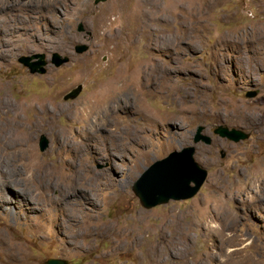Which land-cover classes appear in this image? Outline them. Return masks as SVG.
Returning <instances> with one entry per match:
<instances>
[{
    "label": "rangeland",
    "instance_id": "374dc122",
    "mask_svg": "<svg viewBox=\"0 0 264 264\" xmlns=\"http://www.w3.org/2000/svg\"><path fill=\"white\" fill-rule=\"evenodd\" d=\"M13 1H8L5 7L9 8L8 14H4L14 15L10 19L21 24L13 28L11 22L9 31L12 32L8 34L13 33L14 37L7 39L8 56L0 59V93H9L12 100L30 103L31 98L37 97L47 100L51 109L58 104L73 107L99 89L97 82L113 76L117 68L135 70L151 56L176 69L171 80L184 88L180 94L185 95L186 91L196 100V113H192L187 111L191 106L188 102L180 105L177 100L150 96L147 105L153 110L151 114L157 123L139 119L135 123L144 130L142 134L148 142H164V139L159 140L161 136L153 138L147 134L154 130L153 133L160 132L164 138L172 137L175 144L148 162L145 148L135 143L125 147L120 141L121 148L112 151L114 157L90 151L87 161L93 170L102 174L101 181L96 178L93 186L80 187L75 194L64 197L65 200L61 198V202L49 203L23 174L13 178L11 173H3V176L1 172L0 179L4 182H0V233L29 249L28 264H45L50 258L65 259L68 264H153L148 251L152 254L150 245L165 226H168V235L177 238L181 236L178 230L183 231L191 242L189 248L173 249L171 264H233L227 257L228 252L234 264H264V197L251 187L258 184L257 179L264 174V0H218L199 18H178L184 11L176 8L169 19L161 22L141 15L143 8L138 6V0L98 3L97 0H77L72 5L59 7L60 22L55 26L41 17L47 7L43 8L45 4L39 0L16 1L30 4L28 8L11 6L16 3ZM156 1L164 5L170 2ZM4 18L7 23L11 21ZM180 18L184 19V25H189L187 32L179 31ZM158 25L162 26L164 34L182 36L176 40L177 47L167 50L164 42L157 48L148 47L149 38L155 37ZM64 33L74 35L75 40L66 43ZM224 34L232 42L222 44ZM80 45H88V49L78 52ZM55 54L68 57V61L56 66ZM23 56L30 57L33 63L44 56L46 72L32 73L20 61ZM84 58L92 68L89 74L80 72ZM250 66L253 67L247 72L245 68ZM80 84L83 85L81 94L66 100L64 96ZM254 91V97L248 96ZM238 106L249 115L256 114L263 122L253 117L244 120L235 114L234 117L218 114L219 110L227 113ZM180 109L186 111L184 117L180 116L177 128L170 117ZM35 112L29 108L20 113L30 120ZM124 112L122 109L118 117L126 120L122 127L129 128V116ZM55 121L59 129L70 132L72 141L79 140V124L72 111L59 115ZM221 125L248 132L250 137L235 142L215 132ZM201 126L202 134L210 137V143L195 142ZM104 133L100 132L99 136ZM35 136L39 159L54 161L58 157L53 154L54 136L48 129L37 130ZM42 136L48 140L45 150L40 148ZM191 146L196 149V162L208 170V178L200 191L193 198L170 200L151 209L144 207L133 190L141 175L171 152ZM65 157L73 159L70 153ZM22 164L18 163L17 167L25 172ZM140 164L144 167L134 178ZM14 180L19 181L17 185ZM223 182L227 185L226 193L220 190ZM18 188L31 191L33 200H22L19 194L16 203H9L13 198L11 191ZM85 190L92 194V200L86 197ZM54 193L59 194L58 190ZM220 201L225 209L219 208ZM234 217V225L228 228ZM209 226L217 232H207ZM71 236H77V241ZM229 237L231 243L226 240Z\"/></svg>",
    "mask_w": 264,
    "mask_h": 264
},
{
    "label": "bare ground",
    "instance_id": "6f19581e",
    "mask_svg": "<svg viewBox=\"0 0 264 264\" xmlns=\"http://www.w3.org/2000/svg\"><path fill=\"white\" fill-rule=\"evenodd\" d=\"M8 1L9 0H0V59L8 56V49L5 48L8 45L7 39L14 37V35H12L13 33L8 34L9 32H12L9 31L12 28L11 22H13V19L11 20L10 16H14L7 15V10L9 8L5 9V7L9 4ZM12 1L13 0H11V2ZM16 1L17 0L13 2ZM30 1L31 0H27V3H30ZM39 1L40 3L45 4L42 5L43 8L47 7V9L45 8L47 10L45 13L42 11L41 17L47 18L49 22L55 26L60 22L57 13L59 7L63 4L72 5V3L77 0ZM198 1L199 0H170L168 4L164 5L156 0H138V6L143 8L141 15L147 16L155 22H161L163 19H169V16L174 14L176 8H181L184 11L183 15H177L178 18H199L206 9L214 5L218 0ZM27 3L23 5V3L16 2L11 6H22L28 8L30 4ZM4 17L9 18L11 21L7 23ZM183 18H180L181 26L179 27V31L183 32L185 29L187 32V27H189V25H184V23H182L184 20ZM19 24L21 23H14L13 28L17 27ZM161 27L162 26L158 25L154 35L155 37L149 38L148 47L157 48L158 44L161 42L166 44L167 50L177 47V45H175L177 43L176 40L182 39V36L173 35L170 32V34H164L165 32H162ZM63 36L68 40L65 41L66 43H72L73 40H75L74 35L64 33ZM193 39L194 37L187 40ZM227 42L232 41L227 34H224L222 36L221 43L225 44ZM81 62L82 67L80 68V72L83 74L91 73L92 68L89 66L88 59L84 58ZM252 67L253 66H250L245 69L249 72ZM248 68L250 69L248 70ZM175 70L176 69L168 65L160 63L158 58L154 56H151L150 59L141 64L140 67L135 70L125 71L121 67L117 68L113 76L103 82H97V87L99 89L94 91L84 100L77 102L73 107L58 104L55 108L51 109L47 100H39L37 97H33L31 98L30 103H26L23 100H12L9 98V93L7 92L0 93V174L1 172L2 175L3 173H11L10 175L13 178L14 176L23 174L25 177L24 179L36 186L37 190L46 196L49 203H58L61 198L70 196L76 190H79L80 187L88 188L89 186H93V182L96 181V178H100L99 181H101L102 174L93 170L87 161L90 151L97 152V155L102 154L104 157V153L108 154L110 157H114V154L112 155V151L119 146L121 148V141L122 146L125 147L134 143L137 146L144 147L146 150L145 155H147V162L156 158L158 155L163 154L167 149L175 144L172 137L169 136L168 138H164L160 132L156 133L155 131L153 133L154 130L147 131V134L153 138H156L158 135L161 136V138L159 137V140L164 139V142H148V140L143 137L142 133H144V130H141L135 121L136 119H139V121L143 120L144 122L151 124L155 122L157 123L156 119L151 114L152 109L150 110L147 105L148 98L154 94L159 95L162 98L172 99L174 102L177 100L180 105H184L188 102L191 106L187 109V111L196 113L194 111L196 110L194 108V103L196 102L194 96L186 91L185 95H181L180 91L182 89L184 90V88L175 85L173 80H171V76ZM202 106H205V104H202ZM29 108H32L36 112L32 119L26 120L20 112ZM122 109H124V113L129 116L127 119V123L130 124L129 128H123L122 124L126 120H122L118 117L120 113L122 114ZM70 110L72 111V115L77 124H79V129L77 131V136L79 138L78 141H72L70 132L59 129L55 121L59 115L65 114V112H71ZM185 111L184 109H180L179 111L173 113L170 117L177 128H179L180 116L183 114L184 117ZM218 114L225 117H234L235 114L244 120H250L253 117L257 122L262 121V119H260V117L256 114L249 115L242 106H238L236 110L232 109L227 113L219 110ZM40 129H48L54 136L55 143L54 146H52L54 147L53 154L58 156L56 159H53L54 161H50V159H39L36 153L35 133ZM102 131L105 133L99 136ZM98 136L100 138H98ZM92 142L97 143V145H94ZM160 142H162V144ZM201 150L203 151L204 147H201ZM66 153H70L73 159H68L69 157L66 158ZM123 153H126V151H123ZM16 156H19L20 159ZM20 162L24 164L22 165L25 167V172H23L21 168L17 167ZM13 164L16 165V167H13ZM143 167L144 166L142 164H140V167H137V170L134 171V178L141 172ZM18 178L21 177L18 176ZM2 180L0 182H4ZM17 181H15V185L18 184L19 181ZM257 183L258 184H253L251 187L256 188L260 195L264 197V174L257 179ZM226 186V183L223 182L220 189L223 193H226ZM93 189L95 191V188ZM55 190H58V195H55ZM84 193H86V197L89 198V200H92V194L88 190H85ZM11 194L13 195V198H10L11 200L9 199V203L11 202V204L16 203L15 200L16 198L18 200L19 194L22 196V200H33L31 197V191L28 192L23 188L14 189L11 191ZM232 197H236V193L232 194ZM8 198L9 196L7 199ZM2 200L4 199L2 198ZM5 201L8 202V200ZM220 203L221 205L219 208L225 209V205L221 201ZM3 208L8 209V207ZM229 217L230 216L227 215V218ZM232 217L233 215L231 214V218ZM235 220V217L234 220L231 219V223L228 228L234 225ZM167 229L168 226L162 227L160 229L158 239L150 245L152 254L149 251L148 253L151 255L150 259L153 264H171L172 259H174L173 249L181 246L189 248L190 246V238L183 231L178 230L181 236L176 238L175 235H168L166 233ZM206 230L209 233H211V231L212 233L215 231L217 232V229L212 230L211 226L207 227ZM71 237H74L75 240L77 239V236ZM66 240L68 241V239ZM226 240L230 243L232 242L231 237ZM76 241L69 240V242H73L75 244L77 243ZM230 253L231 252L227 253V257L230 258L234 264V258L231 257ZM30 259L31 256L29 255V249L24 244L0 233V264H4V262L9 264H28ZM32 263L33 262H29V264Z\"/></svg>",
    "mask_w": 264,
    "mask_h": 264
},
{
    "label": "water",
    "instance_id": "95a60500",
    "mask_svg": "<svg viewBox=\"0 0 264 264\" xmlns=\"http://www.w3.org/2000/svg\"><path fill=\"white\" fill-rule=\"evenodd\" d=\"M106 0H97L98 2ZM81 30L83 26H80ZM88 45H80L78 52H84ZM20 61L31 69L32 73H45L46 61L44 56L38 62H31V58L23 56ZM68 61V57L62 58L55 54L54 63L61 66ZM83 90L80 84L68 92L64 97L66 100L78 97ZM256 92L248 93V96L254 97ZM203 127H199L195 137V142L201 140L211 142L210 137L202 134ZM216 133L227 137L235 142L245 140L250 137L248 132L238 129H229L226 126H219ZM48 147V140L45 136L41 137L40 148L45 150ZM195 147H186L182 151L171 152L167 157L152 164L138 179L133 186L135 194L138 196L141 204L146 208H153L158 205L166 204L170 200L189 199L196 196L202 185L208 178V170L202 168L194 158ZM45 264H68V261L60 258H50Z\"/></svg>",
    "mask_w": 264,
    "mask_h": 264
}]
</instances>
